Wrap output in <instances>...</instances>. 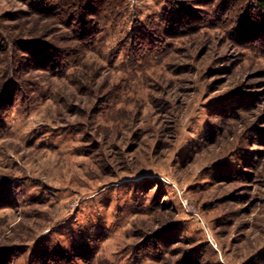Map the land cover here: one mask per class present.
Returning a JSON list of instances; mask_svg holds the SVG:
<instances>
[{
	"label": "rangeland",
	"instance_id": "obj_1",
	"mask_svg": "<svg viewBox=\"0 0 264 264\" xmlns=\"http://www.w3.org/2000/svg\"><path fill=\"white\" fill-rule=\"evenodd\" d=\"M0 41V264H264L257 0H0Z\"/></svg>",
	"mask_w": 264,
	"mask_h": 264
},
{
	"label": "trees",
	"instance_id": "obj_2",
	"mask_svg": "<svg viewBox=\"0 0 264 264\" xmlns=\"http://www.w3.org/2000/svg\"><path fill=\"white\" fill-rule=\"evenodd\" d=\"M257 2H258L259 9L264 13V0H257ZM0 50H2V52L7 51V48H5L3 45H1V41H0ZM4 50H6V51H4ZM40 61H42L47 66H52L53 64L58 63L59 59L55 55V53H53V54H49L48 56L42 57Z\"/></svg>",
	"mask_w": 264,
	"mask_h": 264
}]
</instances>
